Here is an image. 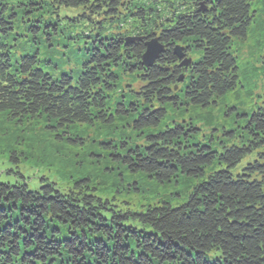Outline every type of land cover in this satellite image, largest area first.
Here are the masks:
<instances>
[{
    "label": "trees",
    "instance_id": "1",
    "mask_svg": "<svg viewBox=\"0 0 264 264\" xmlns=\"http://www.w3.org/2000/svg\"><path fill=\"white\" fill-rule=\"evenodd\" d=\"M261 3L0 0V114L43 119L57 139L75 145L84 144L75 126H108L119 133L102 147L133 174L159 184L195 180L179 205L162 200L142 211L118 209L87 184L67 191L48 181L30 190L0 181V264H264V102L240 113L239 126L223 129L218 141L201 139L189 122L163 127L169 108L216 107L241 86L234 40L247 39ZM83 19L99 26L101 44L88 50L77 77L45 72L39 53L13 62L18 29L39 30L41 43L66 20L68 47ZM155 36L165 49L145 67V42ZM177 45L187 57L197 53L187 69ZM122 127L143 140H127Z\"/></svg>",
    "mask_w": 264,
    "mask_h": 264
},
{
    "label": "rangeland",
    "instance_id": "2",
    "mask_svg": "<svg viewBox=\"0 0 264 264\" xmlns=\"http://www.w3.org/2000/svg\"><path fill=\"white\" fill-rule=\"evenodd\" d=\"M255 12L247 39L239 42L234 40L242 64L241 86L220 100L216 107L182 105L180 108H169L163 127L169 124L174 126L176 121L183 124L189 122L200 128L201 139L210 140L213 137L218 141L220 137L225 139L222 136L223 129L239 126V121L244 118L240 113L252 112L264 102V4L256 7ZM66 23L63 20L61 29L57 31L49 27L48 35L41 43L37 39L41 35L39 30L18 29L16 34L21 33L23 36H17L19 41L14 42L13 62L20 60L23 55L39 53L40 67L45 72L55 78H60L62 74L77 77L87 59L86 54L100 46L102 31L98 25L94 26L83 19L75 28L79 40H70L68 47H64L65 41L61 40ZM34 26H38L37 23ZM52 38L60 40L56 47L49 45ZM189 57L196 59L197 53L191 52ZM123 76L124 83L133 85L132 76ZM134 86L140 87L137 84ZM119 124L124 126L122 122ZM122 131L129 141L143 140L138 132L124 127ZM72 132L79 135L84 144L75 145L57 139L43 119L16 120L7 114H0V181L12 185L27 184L30 190H37L48 181L67 191L87 184L97 196L112 201L118 209L132 211L145 210L162 200L177 206L187 198L195 182L181 176L170 183L159 184L146 175L133 174L124 165L112 160L110 153L102 147L105 138L119 133L108 126L99 123L92 126L77 125ZM215 257V252L208 254L209 260Z\"/></svg>",
    "mask_w": 264,
    "mask_h": 264
},
{
    "label": "water",
    "instance_id": "3",
    "mask_svg": "<svg viewBox=\"0 0 264 264\" xmlns=\"http://www.w3.org/2000/svg\"><path fill=\"white\" fill-rule=\"evenodd\" d=\"M201 10H205L204 6H202ZM128 42H135L138 40H141V38L136 37H130L127 39ZM165 49V45L161 43L160 39L158 37H153L150 40L145 42V52L142 54L141 60L142 64L145 67H151L153 66L157 59L160 57V55L163 53ZM174 52L177 55V57L181 60L180 66L184 67V69H187L192 64V58L187 57L185 52L183 51V47L181 45H177L174 48ZM184 74L181 75L180 81H183Z\"/></svg>",
    "mask_w": 264,
    "mask_h": 264
},
{
    "label": "flooded vegetation",
    "instance_id": "4",
    "mask_svg": "<svg viewBox=\"0 0 264 264\" xmlns=\"http://www.w3.org/2000/svg\"><path fill=\"white\" fill-rule=\"evenodd\" d=\"M200 1H202V0H200ZM193 2V0H189V5H190V3H192ZM205 10H206V8H205ZM108 38V37H107Z\"/></svg>",
    "mask_w": 264,
    "mask_h": 264
}]
</instances>
